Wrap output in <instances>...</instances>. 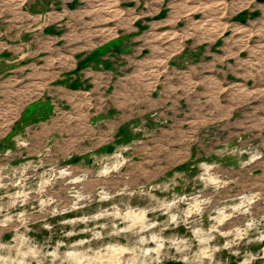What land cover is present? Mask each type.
I'll return each instance as SVG.
<instances>
[{
	"label": "rangeland",
	"instance_id": "obj_1",
	"mask_svg": "<svg viewBox=\"0 0 264 264\" xmlns=\"http://www.w3.org/2000/svg\"><path fill=\"white\" fill-rule=\"evenodd\" d=\"M120 1L116 46L72 22L69 62L100 49L32 96L0 37V264H264V0Z\"/></svg>",
	"mask_w": 264,
	"mask_h": 264
},
{
	"label": "crops",
	"instance_id": "obj_2",
	"mask_svg": "<svg viewBox=\"0 0 264 264\" xmlns=\"http://www.w3.org/2000/svg\"><path fill=\"white\" fill-rule=\"evenodd\" d=\"M121 2L120 0H16L15 8L17 9L20 6L18 8L19 11L5 16L0 15V37H3V40H9V37H13V42L16 41L19 43L20 48L22 47V50L17 52L16 55L9 57L11 61H7V63L11 62L14 66L16 62L23 58L24 52H29V47L31 48V63L29 62V65H31V94H36L37 86L39 90L40 85L48 83L47 80L52 75L53 68L62 69L69 66L77 67L78 64L83 65L82 59L85 57L84 53L95 55V52H98L100 49L101 43L99 42L85 48L86 50L80 47L81 50H77L76 52H81V57H78V60L74 62H69V55L67 54L68 33H65V29L70 24H73L72 22H80L81 24L86 22L89 25L83 34L86 37H91L88 39V46L89 42L94 43V38L100 36L108 37L102 43L110 41L112 42V47L116 46L117 41L112 38L115 36L116 26L117 24L120 26V24L125 23V18H121L116 23L117 12L119 10L122 12L121 8H119L122 7ZM123 2L127 3L128 0H123ZM53 6L54 8L56 7L54 11H52ZM122 8L126 10L131 9V7ZM71 10L76 11L73 12ZM143 16H147V13L141 11L140 17ZM130 31L137 32L138 29L129 27V29L125 30L126 33ZM125 32H121V36ZM26 37L31 38L30 45L24 42ZM119 43L122 44V47L128 45V50L131 52L133 46L130 42H127L125 39H119ZM9 46H12V44ZM3 48L5 47L3 46ZM120 50L118 49V51ZM196 50H194L195 53ZM79 55H75L74 57L77 58ZM25 63L26 61L23 60L22 64ZM88 64L90 66L85 67L84 70L79 72L80 81L91 77L90 79H94L93 82H97L96 79H99L100 73L97 70H93L92 66L94 65L100 64L101 68L107 70L108 72L104 73L110 74L108 77L111 80H113L112 75L115 74L116 67H120V62L117 63L115 61H91ZM14 70L18 71V68H14ZM1 72L0 77L2 76ZM59 73L63 74L60 76L61 79L67 76L66 71ZM101 81L102 79L99 80V83ZM107 84L109 85V83ZM63 86L66 87L67 83H63Z\"/></svg>",
	"mask_w": 264,
	"mask_h": 264
},
{
	"label": "clouds",
	"instance_id": "obj_3",
	"mask_svg": "<svg viewBox=\"0 0 264 264\" xmlns=\"http://www.w3.org/2000/svg\"><path fill=\"white\" fill-rule=\"evenodd\" d=\"M172 219H173V220H175V219H176V217H175V216H173V217H172ZM248 227H249V228H251V227H253V225L250 223V224L248 225ZM259 239H262V240H264V235H262L261 237H259ZM228 246H229V245H227V244H225V245H224V247H228ZM244 264H248V262H247V261H245V262H244Z\"/></svg>",
	"mask_w": 264,
	"mask_h": 264
},
{
	"label": "flooded vegetation",
	"instance_id": "obj_4",
	"mask_svg": "<svg viewBox=\"0 0 264 264\" xmlns=\"http://www.w3.org/2000/svg\"><path fill=\"white\" fill-rule=\"evenodd\" d=\"M55 9H56V7L54 8V6H53V7H52V11H54ZM82 67H83L82 64H78L77 67H76V69H77V70H80ZM77 72H78V71H77Z\"/></svg>",
	"mask_w": 264,
	"mask_h": 264
},
{
	"label": "built area",
	"instance_id": "obj_5",
	"mask_svg": "<svg viewBox=\"0 0 264 264\" xmlns=\"http://www.w3.org/2000/svg\"><path fill=\"white\" fill-rule=\"evenodd\" d=\"M33 94H31V96H32Z\"/></svg>",
	"mask_w": 264,
	"mask_h": 264
},
{
	"label": "trees",
	"instance_id": "obj_6",
	"mask_svg": "<svg viewBox=\"0 0 264 264\" xmlns=\"http://www.w3.org/2000/svg\"><path fill=\"white\" fill-rule=\"evenodd\" d=\"M76 71H78V70L76 69Z\"/></svg>",
	"mask_w": 264,
	"mask_h": 264
}]
</instances>
